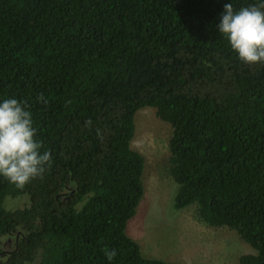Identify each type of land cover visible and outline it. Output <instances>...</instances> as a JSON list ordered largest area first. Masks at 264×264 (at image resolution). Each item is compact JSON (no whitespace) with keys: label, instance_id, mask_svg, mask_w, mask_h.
Segmentation results:
<instances>
[{"label":"trees","instance_id":"16d2710c","mask_svg":"<svg viewBox=\"0 0 264 264\" xmlns=\"http://www.w3.org/2000/svg\"><path fill=\"white\" fill-rule=\"evenodd\" d=\"M226 2L0 0V98L29 105L53 157L23 188L0 177V240L15 237L2 264H109L106 249L110 264H182L127 233L144 194L132 147L144 107L172 127L174 209L196 204L252 247L239 264H264V64L220 35ZM21 196L28 206H7Z\"/></svg>","mask_w":264,"mask_h":264},{"label":"rangeland","instance_id":"374dc122","mask_svg":"<svg viewBox=\"0 0 264 264\" xmlns=\"http://www.w3.org/2000/svg\"><path fill=\"white\" fill-rule=\"evenodd\" d=\"M135 122L132 147L145 159L144 194L127 224L128 235L148 257L182 264H239L240 256L253 249L235 230L205 223L196 204L180 210L173 207L177 184L171 174V125L154 107L139 109ZM28 205L27 196L7 200L11 209ZM14 247L13 235L1 238L0 264Z\"/></svg>","mask_w":264,"mask_h":264},{"label":"clouds","instance_id":"9594fccd","mask_svg":"<svg viewBox=\"0 0 264 264\" xmlns=\"http://www.w3.org/2000/svg\"><path fill=\"white\" fill-rule=\"evenodd\" d=\"M217 28L239 60L249 65L264 64V0L236 10L228 0ZM52 161L51 151L44 148L33 126L29 105L15 97L0 98V177L23 188L43 178ZM105 256L110 264L115 249H106Z\"/></svg>","mask_w":264,"mask_h":264}]
</instances>
